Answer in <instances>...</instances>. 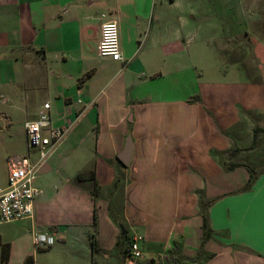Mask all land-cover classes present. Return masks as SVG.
<instances>
[{
  "label": "crops",
  "instance_id": "crops-1",
  "mask_svg": "<svg viewBox=\"0 0 264 264\" xmlns=\"http://www.w3.org/2000/svg\"><path fill=\"white\" fill-rule=\"evenodd\" d=\"M165 1L0 0V130L19 127L25 146L26 122L50 102L55 125L73 122L56 149L59 167L85 154L63 178L47 161L39 169L47 182L35 184L26 219L58 242L51 262L35 264H126L134 234L144 236L136 264H264V169L247 185L264 146L262 132L251 147L264 126V74L248 73L242 47L250 38L264 55V0H241L260 17L233 36L219 35L221 21L201 10L207 1H188L192 17L174 16L177 0ZM111 19L125 66L98 50ZM92 164L94 177L76 181ZM0 239L12 249L3 230ZM22 252L0 264H23Z\"/></svg>",
  "mask_w": 264,
  "mask_h": 264
},
{
  "label": "built area",
  "instance_id": "built-area-1",
  "mask_svg": "<svg viewBox=\"0 0 264 264\" xmlns=\"http://www.w3.org/2000/svg\"><path fill=\"white\" fill-rule=\"evenodd\" d=\"M98 50L102 55H111L114 59L124 60L122 53L119 23L116 19L101 24V36ZM79 102H83L80 98ZM73 126L55 125L51 113V103L43 104L35 119L25 124L27 151L20 155H11L7 159V186L0 188V223L23 220L34 215L35 200L41 190L35 186L37 172L41 164L56 151ZM37 152V155H34ZM33 243L37 248L53 247L58 239L52 233L34 230ZM144 236H132L125 253L126 264H136L143 256L141 242Z\"/></svg>",
  "mask_w": 264,
  "mask_h": 264
},
{
  "label": "rangeland",
  "instance_id": "rangeland-1",
  "mask_svg": "<svg viewBox=\"0 0 264 264\" xmlns=\"http://www.w3.org/2000/svg\"><path fill=\"white\" fill-rule=\"evenodd\" d=\"M188 1L189 0H177V3H175L172 6L174 7L172 9L173 15L178 16V17L183 16V15H185V17H188V16L192 17V15H189L190 11L187 8ZM204 1H207L206 3L207 7L201 10L203 11V13H205V16L208 15L212 19V22L216 20L218 21V19L221 21V24L220 23L217 24L220 30L219 32L220 36H223V34L233 36L237 32V30L240 29L241 26L245 29L246 25L249 26L251 22L256 21L260 17L259 16L257 18V15L254 14V8H253L254 6L252 5L253 7H251L249 3L252 0H250L249 2H245L246 1L245 0L243 1V3L241 2V0H204ZM165 2L166 1L164 0L163 7H166V6L168 7L169 4H164ZM159 4H161V2H159ZM248 4L250 8L246 10L247 8H244V7H247ZM162 31L165 32L167 31V29L163 27ZM212 33L214 34V30H212ZM216 42L218 41H214L213 39L209 40L210 44H213ZM258 46L260 47V49L263 48L264 40L259 39ZM242 47L244 51L243 66L249 70L248 73L251 76L255 75L257 76L258 79H261L262 75L264 74L263 72L264 55L258 54V56H255V54L250 50L252 49V47L253 48L256 47L253 45L252 40L250 38L242 40ZM155 58L156 60H158V56H156ZM161 60H162V55H161ZM246 76L248 75L246 74ZM169 77L171 78V76ZM162 79H168V78L164 77ZM163 84H166V83H163ZM0 125L4 126V121H3V118L1 117H0ZM18 129L13 131V133L12 132L7 133V132H3L0 130V188H4L7 186L8 171H7L6 162H7L8 156L17 154V153H25L27 150V142H26L25 146L24 145L21 146L23 147V150H21L20 152H17L21 148V147H18L19 143L22 142L23 140V134L22 132L19 133ZM20 130L23 131L21 127H20ZM20 137L22 138V140ZM56 151L53 152L45 161L51 164L52 170L55 171L56 168H59L60 172L59 174H57L56 177H62V178L66 176L67 174H70L75 169H77V165L80 164L81 162L80 161L81 157L85 155V154H82L81 151L72 153L69 159V162H67L66 164V167L62 168V167H59V164H61L62 162L60 161V158L58 157V153ZM256 154H257L256 162L254 163L255 167L253 169L254 171H252L253 175L255 174L254 172L260 173L264 169V146H261L258 153ZM34 155H37V152H35ZM45 161L42 163L43 165ZM42 166L40 167L42 168ZM40 167L39 169H41ZM39 169L37 172V177L40 171ZM80 175L76 178V181H79L82 178H86L87 176L94 177L93 164L88 170L80 173ZM46 182L47 181L45 179V176L42 174L35 180V184L36 185L39 184L41 187H44V185H46ZM94 183L96 184L95 181ZM219 189H222V188H219ZM32 229L36 230L34 226H31L29 219L5 222L0 225V231L3 230L6 237L9 238V240L13 242L12 249L9 250V258L11 254H12V257H20L23 253L22 250L26 249L28 250V253H29L27 257H29L30 255L33 256L34 261L38 260V261L51 262L54 258L55 249H52V247L47 248V249L37 248L33 244V240L31 236L29 235ZM131 238L129 240H131ZM129 240L128 242H130ZM119 247L120 246L118 245V251L122 255V251H120ZM33 250L35 252L31 253L30 251H33ZM3 254H4L3 245H0V255L3 256ZM148 257L150 258L151 256H148ZM122 258L123 256L121 257V260Z\"/></svg>",
  "mask_w": 264,
  "mask_h": 264
},
{
  "label": "trees",
  "instance_id": "trees-1",
  "mask_svg": "<svg viewBox=\"0 0 264 264\" xmlns=\"http://www.w3.org/2000/svg\"><path fill=\"white\" fill-rule=\"evenodd\" d=\"M262 132H264V126H257L255 129H254V141H253V144H252V146L251 147H255L256 145H257V143H258V138H259V135H260V133H262ZM238 151V149H234L233 151H232V154L233 153H236ZM233 166H235V165H233ZM232 166V167H233ZM247 168L250 170V172H252L253 171V169L252 168H250L249 166H247ZM253 173V172H252ZM80 175V174H79ZM78 175V176H79ZM80 177H81V175H80ZM254 177H255V175H253V174H251V176H250V181L248 182V186H250L251 185V183L253 182V179H254ZM247 187V186H246ZM94 194V193H93ZM94 196H95V194H94ZM209 203L210 202H205L204 203V213H203V229H204V242L206 241V240H208L209 239V237L211 236V227H210V225H209V218H208V214H207V212H206V210H207V207H208V205H209ZM95 219H96V217H95ZM0 245H3V250H4V254H3V256H2V258H3V260H8V258H9V250H10V245L8 244V243H2V241H1V239H0ZM128 248V247H127ZM127 248H125V250H124V254L126 253V251H127ZM175 259H176V261H178L179 259H180V257L178 256V257H175ZM24 264H35V261H34V258H33V256H29V257H27L26 258V260H25V262H24ZM176 264H177V262H176Z\"/></svg>",
  "mask_w": 264,
  "mask_h": 264
},
{
  "label": "water",
  "instance_id": "water-1",
  "mask_svg": "<svg viewBox=\"0 0 264 264\" xmlns=\"http://www.w3.org/2000/svg\"><path fill=\"white\" fill-rule=\"evenodd\" d=\"M132 151H133V141H132V136L129 135L126 143V147L123 150V152L120 155L121 160L125 164H129L132 156ZM123 233H126V230L124 229V226L122 227Z\"/></svg>",
  "mask_w": 264,
  "mask_h": 264
}]
</instances>
